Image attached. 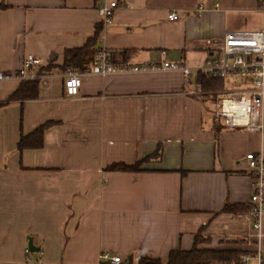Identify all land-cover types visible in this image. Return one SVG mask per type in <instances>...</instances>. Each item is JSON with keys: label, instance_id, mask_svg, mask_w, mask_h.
I'll return each instance as SVG.
<instances>
[{"label": "crops", "instance_id": "crops-1", "mask_svg": "<svg viewBox=\"0 0 264 264\" xmlns=\"http://www.w3.org/2000/svg\"><path fill=\"white\" fill-rule=\"evenodd\" d=\"M111 1L0 0V71L40 60L27 71L39 77L22 80L38 82L37 98L0 108V264H111L105 253L120 264L166 260L196 236L199 249L260 251L264 264V216L259 240L248 213L223 212L250 197L245 155L264 158V132L214 118L225 84L203 91L194 71L188 84L177 71L128 72L86 76L68 97L57 67L98 27L89 60L102 47L128 51L115 64L154 65L166 50L169 62L198 67L227 31L264 27V0H116L104 25L96 8ZM20 83L0 82V102ZM47 121L56 124L43 147L17 152L19 136ZM136 162V172L107 169Z\"/></svg>", "mask_w": 264, "mask_h": 264}, {"label": "built area", "instance_id": "built-area-1", "mask_svg": "<svg viewBox=\"0 0 264 264\" xmlns=\"http://www.w3.org/2000/svg\"><path fill=\"white\" fill-rule=\"evenodd\" d=\"M118 2L100 4L96 10L100 22L109 25L113 22V14ZM203 6H198V12ZM168 20L178 19L176 12L167 15ZM100 39V37H99ZM208 57L198 67H189L181 63L169 62L167 51L162 50V60L158 64L143 66H126L115 64L109 49L98 48L92 57L91 64L84 70L69 68L63 74V89L68 97L79 93L82 79L86 76L125 74L128 72H180L185 84L190 82L194 71L211 79H219L225 88L216 92L217 101L214 106V118L228 128H239L249 132H264V27L257 30H229L218 43H211ZM40 65V60L27 55L23 68L13 72L0 71V82L22 81L38 78L28 76ZM246 167L251 173V194L247 204L250 206L248 216L251 219V231L257 238L262 237L261 219L264 216V158L260 153L249 152L244 157ZM111 264H120L119 257L102 254ZM255 259L257 264L263 263L260 251L254 255L241 257V264H248Z\"/></svg>", "mask_w": 264, "mask_h": 264}, {"label": "trees", "instance_id": "trees-1", "mask_svg": "<svg viewBox=\"0 0 264 264\" xmlns=\"http://www.w3.org/2000/svg\"><path fill=\"white\" fill-rule=\"evenodd\" d=\"M6 5L0 3V10L5 8ZM100 27L95 30L94 35L87 40V42L82 47L68 48L64 51V61L62 65L57 67L60 70H67L69 68H78L81 70L86 69L91 60L88 59L87 50H92L95 48V45L100 37ZM94 53L96 50L93 51ZM93 53V55H94ZM128 51L122 52L116 56L112 54L111 61L115 63H124L122 61L127 60ZM118 61H117V60ZM56 65H48L43 67L42 70H50ZM198 84L200 88L205 90H213L219 87H222V81L219 79H211L201 74L198 78ZM38 82L36 80L32 81H21L19 86L15 91L9 96L5 102H0V108L8 104L10 101H25L36 99L38 94ZM54 121H47L33 131L27 134H21L16 143L17 152L21 153L25 149H40L43 147L44 139L43 135L46 129L55 125ZM143 160H146L144 157ZM140 162L134 164H125V163H114L107 167L111 171H123V172H136L141 170L139 167ZM250 211V206L248 204H226L223 208V212H240V214H245ZM198 237H195V241L192 247L188 250L175 249L169 253V256L166 260H161L159 258L153 259L148 257H142L138 260L137 264H240V257L242 251L240 250H221V249H199ZM245 254V253H243ZM122 264H131L130 261Z\"/></svg>", "mask_w": 264, "mask_h": 264}, {"label": "rangeland", "instance_id": "rangeland-1", "mask_svg": "<svg viewBox=\"0 0 264 264\" xmlns=\"http://www.w3.org/2000/svg\"><path fill=\"white\" fill-rule=\"evenodd\" d=\"M23 65H24V61H23L22 65H21V67H19L18 69L13 70V72H16V71L20 70L21 68H23Z\"/></svg>", "mask_w": 264, "mask_h": 264}, {"label": "water", "instance_id": "water-1", "mask_svg": "<svg viewBox=\"0 0 264 264\" xmlns=\"http://www.w3.org/2000/svg\"><path fill=\"white\" fill-rule=\"evenodd\" d=\"M30 243H31V241H30Z\"/></svg>", "mask_w": 264, "mask_h": 264}]
</instances>
